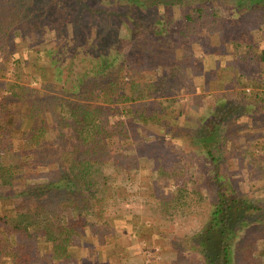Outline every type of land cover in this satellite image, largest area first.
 <instances>
[{"label":"trees","instance_id":"obj_1","mask_svg":"<svg viewBox=\"0 0 264 264\" xmlns=\"http://www.w3.org/2000/svg\"><path fill=\"white\" fill-rule=\"evenodd\" d=\"M116 1L117 8L108 7L111 0H0V77L8 75L14 57L11 45L18 36L25 38L48 27L56 40L47 48L50 59L40 66L36 77L39 87L25 80H0V207L5 199L10 203L0 209V264H64L63 259L79 264L78 234L90 225L87 216L94 209L93 199L102 208L103 198L96 192L106 176L96 166L113 154L111 138L125 126L122 120L110 125L108 118L122 110L121 104H130L135 119L144 124L152 122L173 136H189L208 154L214 200L196 235L206 260L233 264L236 254L242 261L258 264L254 243L239 247L236 242L239 231L250 221L264 222V214L255 216L260 205L224 184L217 155L218 120L238 106L222 103L211 116L183 127L166 118L160 96L171 93L168 80L180 74L176 58L180 39L199 42L204 31L218 36L231 31L233 42L240 46L247 41V54L264 62V46L254 37V32L264 30V0ZM21 4L23 9H19ZM175 8L179 16H175ZM248 11H254L255 19L242 24L240 16ZM105 12L109 14L108 20L103 18L105 23H129L134 40L150 35L160 44L133 48L136 63L120 51L119 43L114 44L121 39L119 31L100 24L99 17L106 16ZM64 16L67 19L62 22ZM147 60L155 70L144 66ZM59 83L60 89L56 87ZM54 89L63 95L55 94ZM66 138L65 150L59 152V140ZM17 139L22 141L16 148L21 160L9 164L3 153ZM22 148H28L24 158L19 153ZM113 161L123 160L117 157ZM156 161L154 170L173 175L172 167L159 158ZM139 163L133 164L139 168ZM123 167L130 175L131 166ZM179 189L182 195L184 189ZM83 190L89 194L82 195Z\"/></svg>","mask_w":264,"mask_h":264},{"label":"rangeland","instance_id":"obj_2","mask_svg":"<svg viewBox=\"0 0 264 264\" xmlns=\"http://www.w3.org/2000/svg\"><path fill=\"white\" fill-rule=\"evenodd\" d=\"M107 5L109 8L120 6L116 0ZM19 9H23L22 4ZM253 12L240 16L242 24L255 19ZM105 13L107 17H99L100 24L110 31H119L121 39H115L114 44L119 43L120 51L136 63L131 52L133 48L138 49L142 45L157 47L160 44L150 35L134 40L129 23L119 22L120 27L105 23L103 18L108 20L109 17ZM174 14L179 16V10L175 8ZM66 19L64 16L62 22ZM246 26L242 28L246 29ZM108 36L106 40H109ZM233 37L232 32L226 30L219 36L204 31L199 42L180 39V44L176 45L180 74L169 78L167 85L172 91L160 96V100L166 118H172L183 127L194 126L199 118L211 116L222 103L231 102L238 106L218 120L219 168L227 187L260 205L257 216L264 214V102L259 97L261 92L264 96V62L247 54V41L238 46ZM254 37L260 46H264V30L254 32ZM55 41L48 27L25 38L18 36L11 45L14 57L10 69L6 70H9L8 75L0 77V80H25L39 87L36 77L40 66L49 61L46 50ZM144 66L155 70L149 60ZM60 84L56 87L59 88ZM51 91L62 94L57 89ZM121 107V111L108 117L110 125L122 120L125 126L111 138L113 154L106 155L96 166V171L106 176L104 185L99 186L96 192L103 198L102 208L93 199L94 209L87 216L90 225L78 234L81 245L79 264H211L196 240L214 200L213 165L208 154L189 136H173L152 122L144 124L139 118L135 119L130 104H121ZM256 139L258 145H255ZM67 143V138L59 140L58 151H64ZM19 146H22V141L17 139L8 146L10 151L4 152L2 158L9 164L19 163L21 157L16 152ZM21 151L23 158L28 156V148ZM152 154L156 157H151ZM67 155L71 156L70 153ZM117 157L123 161L116 164L113 160ZM156 158L172 167L173 175L154 170ZM136 161L140 162L139 168L134 165ZM123 166H131L130 175L126 174ZM39 168L47 170V167ZM98 178L102 180L100 175ZM179 188L184 189L182 195ZM87 194L88 191H82V195ZM9 204V199H5L0 209ZM248 242L254 243L253 256L260 257L258 264H264V222L250 221L239 231L237 246ZM232 259L233 264H250V260L242 261L240 255L236 257L233 254ZM63 260L64 264L69 263Z\"/></svg>","mask_w":264,"mask_h":264}]
</instances>
